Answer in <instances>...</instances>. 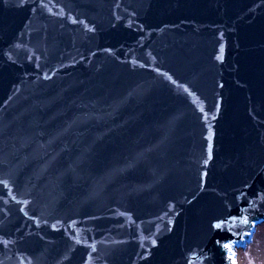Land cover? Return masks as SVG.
<instances>
[{"label":"water","instance_id":"obj_1","mask_svg":"<svg viewBox=\"0 0 264 264\" xmlns=\"http://www.w3.org/2000/svg\"><path fill=\"white\" fill-rule=\"evenodd\" d=\"M259 221L264 0H0V264H234Z\"/></svg>","mask_w":264,"mask_h":264},{"label":"rangeland","instance_id":"obj_2","mask_svg":"<svg viewBox=\"0 0 264 264\" xmlns=\"http://www.w3.org/2000/svg\"><path fill=\"white\" fill-rule=\"evenodd\" d=\"M234 264H264V221L255 224L250 240L236 247Z\"/></svg>","mask_w":264,"mask_h":264},{"label":"bare ground","instance_id":"obj_3","mask_svg":"<svg viewBox=\"0 0 264 264\" xmlns=\"http://www.w3.org/2000/svg\"><path fill=\"white\" fill-rule=\"evenodd\" d=\"M251 235H252V232L250 233V237H251ZM237 252H236V250H234L233 251V257H234V261H236L235 259H236V257H235V254H236Z\"/></svg>","mask_w":264,"mask_h":264},{"label":"snow or ice","instance_id":"obj_4","mask_svg":"<svg viewBox=\"0 0 264 264\" xmlns=\"http://www.w3.org/2000/svg\"><path fill=\"white\" fill-rule=\"evenodd\" d=\"M218 227H219V225H218Z\"/></svg>","mask_w":264,"mask_h":264}]
</instances>
